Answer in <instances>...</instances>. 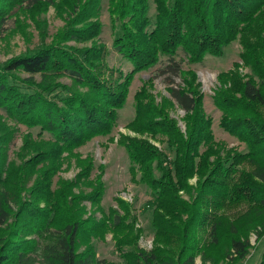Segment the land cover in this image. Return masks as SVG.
<instances>
[{
    "label": "trees",
    "instance_id": "1",
    "mask_svg": "<svg viewBox=\"0 0 264 264\" xmlns=\"http://www.w3.org/2000/svg\"><path fill=\"white\" fill-rule=\"evenodd\" d=\"M74 1L82 4L80 11L70 5L74 17L53 42L42 40L37 48L0 64V264H117L98 259L92 241L125 226L132 231L134 225L126 224L123 215L130 214V204L117 198V208L99 207L104 183L89 182L92 158L83 167L79 150L96 138L115 140L134 78L155 69L151 80L163 79L172 101L186 113V133L145 91L147 113L131 129L147 138L121 134L119 144L127 151L132 180L153 195L148 205L154 209L156 239L183 247L146 252L136 240L130 244L118 238L117 251L123 264H196L201 249L215 264L230 255L241 263L252 249L251 232L261 228L260 239L264 237V0H109L113 47L129 63V73L109 68L104 44L69 45L96 41L102 34V24L90 22L98 21L101 1L87 0L86 7L82 0ZM53 2L0 0V39L18 12L29 14L39 30L46 29L43 15ZM236 41L243 46L241 58L251 76L239 88L224 84L213 99L222 111L221 128L245 145L243 154L215 141L197 74L184 70L185 64H202L207 56L221 57ZM180 77L184 87L174 85ZM63 78L79 90L64 85ZM149 85L151 81L144 83ZM1 115L29 133L19 163L10 159L14 132ZM153 140L165 142L173 158ZM73 157L82 169L76 180L56 184L64 162ZM84 183L92 192L76 194L74 189ZM84 202L98 206L100 219L86 217ZM244 204L248 209L232 220L229 208ZM204 226L210 229L201 248L196 233ZM122 243L133 248L124 251Z\"/></svg>",
    "mask_w": 264,
    "mask_h": 264
},
{
    "label": "rangeland",
    "instance_id": "2",
    "mask_svg": "<svg viewBox=\"0 0 264 264\" xmlns=\"http://www.w3.org/2000/svg\"><path fill=\"white\" fill-rule=\"evenodd\" d=\"M53 4L48 5L43 18L46 20L47 28L39 30L33 23L29 14L18 12L16 15L11 16L8 19L7 31L3 38L0 39V64H5L9 60L22 56L30 49L37 48L42 40H47L51 43L57 38L64 30H66L67 22L73 18L70 14V5H77V12L81 8L82 4L74 0H53ZM78 1V0H77ZM102 11L97 19H90V22H100L102 24L101 39L85 44H77L71 42L69 45L76 46L78 48H90L94 44L103 45L108 51L107 63L109 68H115L124 71V73L130 72V65L121 56L117 54L113 47L116 31L112 27V23L109 16V0H100ZM82 3L86 5L89 3L87 0H82ZM243 46L239 41L234 42L230 46L225 48L224 54L221 57L207 56L202 64L189 65L185 64V71L194 70L197 74V82L199 84L200 92L203 94V110L205 114L212 119V131L214 133L215 141L221 146L234 152L245 153V145L240 143L230 134L226 133L220 126L222 119V111L217 108L214 103V96L218 90H220L224 84L228 88H239L241 83L250 78V70L245 66L241 54L243 53ZM165 60V58H163ZM163 60V61H164ZM165 63H160L161 67ZM157 66V68H158ZM239 66V67H237ZM153 73L146 72L137 74L130 87V93L127 103L119 112L120 119L117 129L113 133L115 140H109L108 138H96L88 145L79 150L81 158L85 161L83 167L88 163V157L92 158V173L89 178V182L96 184L98 180L104 183L105 193L102 202L99 204L100 208L108 211L111 207L117 208L119 205L116 201L117 198H121L130 204V209L127 211L126 224L130 223L134 225L133 230L125 226L124 230L119 233L109 232L105 234V238L98 240L93 239L95 246V252L98 259H106L108 261L123 264L124 261L117 251L118 238H123L126 243L133 244L136 240L138 247L146 252H152L155 249L169 250L173 249L177 252L182 250V243L179 242L177 247L166 245L156 239V231L153 226V211L149 208V201L153 200L151 191L144 185H141L132 180L130 172L131 163L128 158L126 149L119 144L121 134L136 138H147L146 135L135 133L131 126L133 124H141L146 115L144 97L145 91L154 96L156 103L166 107V112L169 116L178 122V126L182 133H186V113L181 110L170 98L168 92V85L163 79L151 80ZM225 75V81H222V76ZM190 76V75H186ZM22 78H28L29 76L22 74ZM36 79L40 81V76H36ZM151 81V85L147 88L144 83ZM64 85L71 87L74 90H79L78 87L72 83L68 78L60 80ZM175 86H185V83L180 78H175ZM146 89V90H145ZM169 101L174 103V106H169ZM1 113V112H0ZM2 116V115H1ZM3 122L8 126L10 130L14 132L13 142L9 145V156L11 160H16L18 163V154L24 147L25 136L29 134L27 129L21 125H17L15 122L2 116ZM181 124L184 126L182 128ZM36 135L38 130H34ZM35 137V136H34ZM36 139V137L34 138ZM156 147L168 155L170 159L173 158V154L170 152L165 142L151 141ZM30 153L31 150H29ZM33 154V153H32ZM65 157V156H64ZM81 165L78 164L76 158H70L64 162V166L56 177V184L58 181L63 180L65 182H73L76 180L77 175L81 172ZM192 187H196L198 178L195 177L191 181ZM87 183V182H86ZM84 183L74 191L76 194H90L92 187ZM195 192V191H194ZM196 194V192H195ZM186 200H190L189 196L185 195ZM88 214L86 217L94 216L96 218L101 217L98 206L92 207L90 202H84ZM229 217L234 220L239 214L245 213L248 209V205H240L229 208ZM122 212V211H121ZM124 212V211H123ZM211 226V225H210ZM210 226H204L196 233V246L200 244L203 248L208 239V230ZM263 230L258 228L257 231H253L250 234V243L252 249L247 258L239 264H261L262 255L264 252V237L260 239V232ZM264 234V233H262ZM136 237V238H135ZM179 240V238H178ZM180 241V240H179ZM126 243L122 247L123 249L130 250L132 245ZM133 248V247H132ZM203 253V254H201ZM201 253L196 258V264H215L214 261L204 256L205 250L201 249ZM235 256L227 258V256H221L219 264H235ZM218 264V263H217Z\"/></svg>",
    "mask_w": 264,
    "mask_h": 264
},
{
    "label": "water",
    "instance_id": "3",
    "mask_svg": "<svg viewBox=\"0 0 264 264\" xmlns=\"http://www.w3.org/2000/svg\"><path fill=\"white\" fill-rule=\"evenodd\" d=\"M182 128L184 127L182 124H181Z\"/></svg>",
    "mask_w": 264,
    "mask_h": 264
}]
</instances>
